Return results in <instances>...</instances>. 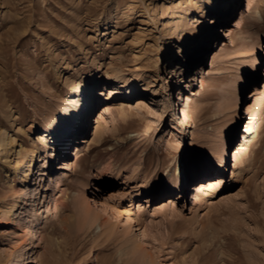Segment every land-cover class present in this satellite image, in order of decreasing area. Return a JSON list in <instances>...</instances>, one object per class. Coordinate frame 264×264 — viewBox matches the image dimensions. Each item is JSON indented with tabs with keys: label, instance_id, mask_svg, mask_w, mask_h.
<instances>
[{
	"label": "rangeland",
	"instance_id": "rangeland-1",
	"mask_svg": "<svg viewBox=\"0 0 264 264\" xmlns=\"http://www.w3.org/2000/svg\"><path fill=\"white\" fill-rule=\"evenodd\" d=\"M132 1L0 0V209L18 181L4 175L5 140L13 138L9 154L24 149L20 172L25 151L44 139L49 171L60 175L58 218L42 203L45 175L36 236L21 249L14 223L0 224L14 234L0 235V264H264V0L184 9L180 0H143V9H129ZM118 66L128 84H147L140 96L108 91L106 70ZM97 80L103 94L93 97ZM87 97L92 105L72 121ZM52 140H67L65 155H55L60 147L51 155ZM205 169L216 188L196 200ZM38 170L36 162L29 183L37 185ZM29 200L14 210L26 231ZM122 202L113 226L112 206Z\"/></svg>",
	"mask_w": 264,
	"mask_h": 264
},
{
	"label": "bare ground",
	"instance_id": "bare-ground-1",
	"mask_svg": "<svg viewBox=\"0 0 264 264\" xmlns=\"http://www.w3.org/2000/svg\"><path fill=\"white\" fill-rule=\"evenodd\" d=\"M258 0H249V7L251 8L252 5ZM144 1L143 0H133L132 2H130L128 4V8L129 9H135V8H140V9H143L144 8ZM208 5L210 4V0H180L178 3H177V7L179 9H184V8H194V7H199L200 5ZM229 6V5H228ZM244 19H242V22H243ZM240 21V23H242ZM253 46V45H252ZM245 47L244 49H241L240 51H238V53L240 54H243L244 56L245 55H248V54H252V51L255 50L256 48L255 47ZM246 57V56H245ZM116 65V64H115ZM121 65V64H120ZM114 66V65H113ZM123 67V66H122ZM122 72V68L121 66L119 67H115V68H112V69H108L106 70V81L107 83H112L114 86L113 87H110L108 89L109 92H114L116 90H121V91H124V94L125 96H129L131 97V95H134V96H140L141 92L143 90H146V83L144 84H141V85H134V83H127V78L125 77V75L121 74ZM251 78V77H250ZM98 81V80H97ZM255 80L252 78L249 82H254ZM99 82H96L94 85H90L88 87V92L91 94V96H100L102 93V90H98V85H99ZM73 89L74 91H78L79 88H81V85H80V82H77V83H74L73 85ZM102 87V86H101ZM148 87V86H147ZM261 90H259L260 92ZM97 92V93H96ZM119 92V91H118ZM258 92V93H259ZM117 94V93H116ZM196 94L195 91H192L191 92V95L190 96H187L186 97V103L183 105V109H182V113H183V120L184 122H186L189 118H190V108H191V102L188 103V100L192 101L194 95ZM258 94H256V98L257 99L258 97ZM96 98V97H95ZM242 98V88L239 89L238 93L235 94V105L237 106V103L239 102V100ZM97 100H99V98H97ZM94 99H92V97H87L85 101H76L77 104H76V107L73 111V114H72V121H79L80 120V117L81 115L84 113V111H86V109L90 108V106L92 105ZM143 101H141L140 99H136V104H135V107L136 108H140L142 106ZM253 106V105H252ZM144 107V105H143ZM121 112L123 111V108L120 109ZM119 111V110H118ZM254 113V112H253ZM83 117V116H82ZM82 119V118H81ZM237 119V118H236ZM238 120V119H237ZM82 121V120H81ZM96 123H99V120L96 119ZM96 128H98V126H96ZM249 131V130H248ZM100 132L99 131H96V135L99 136ZM68 136V135H67ZM64 139V138H63ZM67 140H64L63 142L62 141H54L52 140L51 142L53 143L52 145V150H51V155L54 154L53 152L56 150L57 147H60L59 148V151L57 153H55V155H59L61 153L64 152V155L66 154L67 152V147L65 146V143H66ZM12 142H13V138L12 139H8L7 141L5 140L4 144H3V151L6 152V155L3 157V161L2 163L7 166L6 169L4 170V175H5V178H8V176H11V179L13 177H16V179L18 180L17 181V185H15V187L13 186H8V189L10 191V195H12L13 197L11 198L10 202H8L9 206L7 207V210H1L0 209V224H4V225H7L9 222H13L14 225H11V228H13V233L16 234L15 236V241L12 242L13 244L14 243H18V247H20L21 249L25 248L30 242L31 240L36 236V231H37V226L39 224L42 223V221L40 223H38V218H37V215H36V211L37 210H34V207L36 205V198L38 197V189L40 188V183L42 181V184H43V187H41V190L44 188V177L45 175H49L48 179H49V187L44 189V199L42 201V203H47V207H49V211L50 210H54V208L56 209V216L58 218V205H59V201L58 199L55 197V192H56V189H57V185L59 183V180H56L59 178V176H55L56 179H54V176H53V173H50V168H49V164H48V154L46 152V141L44 139H41L40 140V143L42 145V147L40 149H37L35 148V146L33 148H31L29 151H25L27 152L28 154V161L27 163L24 165L23 169L20 170V172H18V169L20 168V159L24 157V154H23V151L24 149H22L21 145H20V148L16 153H10L9 154V150H10V147L12 146ZM84 141L83 139H80V138H75L73 143L72 144H82ZM181 141H179V139H175L173 141V144L172 146H175L177 147L179 144H180ZM60 143H62L60 145ZM243 146L239 147L237 150H236V158L239 156V154L242 152V148ZM63 149V150H62ZM79 148H77V151H76V154L79 152ZM37 152V153H36ZM36 153V154H34ZM14 155L13 158H10L11 155ZM37 157V158H36ZM238 159V158H237ZM12 161V164H10V162ZM68 160L66 159V162L65 160L63 161L64 163V166H68ZM36 162L39 163V170H38V176L37 177H40L39 181L37 182V185L35 182H32V183H29L28 182V177L34 175L33 173V170H34V165L36 164ZM61 164V163H60ZM63 167H59V168H64ZM57 168V167H56ZM202 171L201 172V175L197 177V179H202L200 183H198L195 188H196V194L194 195V199L198 200L200 199L201 195L206 191V190H212L215 186L212 184H209L207 183V181L204 179L206 178V172L207 170H200ZM199 171V172H200ZM196 172V171H195ZM192 174V173H191ZM197 176V175H196ZM53 177V178H52ZM36 179V178H35ZM220 178L218 179V183L217 186H220L221 182H220ZM32 181H34L32 179ZM212 183V182H211ZM215 184V185H216ZM214 186V187H212ZM222 186V185H221ZM2 187V186H1ZM216 188V187H215ZM36 190V191H35ZM164 193V190L163 189H158L157 191V194H163ZM128 196H131V195H128ZM3 198V197H2ZM0 198V199H2ZM30 199V203H31V207L30 208H27V212L29 214V217H32V220L31 221V230L29 231H26L27 229V225L26 223H24V218L23 217H18L19 213L17 212H14V210L16 211L18 204L20 202H24L25 199ZM3 201V200H2ZM129 201H131V199H129ZM133 201V200H132ZM1 202V201H0ZM19 202V203H18ZM125 202V201H124ZM124 202L122 203H119L117 205H114L112 206V209L114 210L112 212L113 214V218L114 216L116 217L115 219V223L112 224L113 226L118 224L119 221L117 219V216L116 215H119L120 212L122 211H125L126 210V205L124 206ZM1 204V203H0ZM54 204V206H52ZM60 205L64 208L66 207V204L62 201L60 203ZM22 206V204H21ZM44 207V205L42 206ZM65 209V208H64ZM131 209V208H130ZM130 210H128L129 212ZM131 212V211H130ZM123 213V212H122ZM121 213V214H122ZM133 213V212H132ZM130 213V214H132ZM13 215H15L12 219L9 218ZM11 215V216H9ZM88 215V214H87ZM134 215V213H133ZM66 217L61 220L60 222L62 223V225H67V227L65 228H69L70 225H72V216L71 215H65ZM132 216V215H131ZM86 217V216H85ZM88 217V216H87ZM45 218V217H44ZM93 219V218H92ZM120 219V218H119ZM130 216L127 215V219L125 220V224L123 226H126V227H131L130 225ZM60 220V219H59ZM110 221V220H109ZM3 222V223H2ZM12 223V224H13ZM11 224V223H10ZM87 224V223H86ZM111 224V223H110ZM3 225V226H4ZM90 225V223H89ZM91 226V225H90ZM82 228V227H81ZM71 229V228H70ZM11 230H9L7 227L6 228H1L0 229V235H4V234H9L11 233ZM12 234V235H14ZM10 235V234H9ZM8 235V236H9ZM11 235V236H12ZM0 236V237H1ZM10 236V237H11ZM13 237V236H12ZM141 237V236H140ZM3 238H5L3 236ZM9 239V238H8ZM142 239V238H141ZM14 244V245H16ZM13 246V245H12ZM11 246V247H12ZM30 246V245H28ZM14 247V246H13ZM17 247V246H15ZM14 247V248H15ZM15 248V249H18ZM14 249V250H15ZM29 252L32 251V248L30 247L28 249ZM27 253V252H24V254ZM20 254L17 255V257L19 258ZM52 257V256H51ZM15 260V259H14ZM17 260H20V259H17ZM49 260V259H48ZM28 261V260H27ZM85 264V263H84Z\"/></svg>",
	"mask_w": 264,
	"mask_h": 264
}]
</instances>
